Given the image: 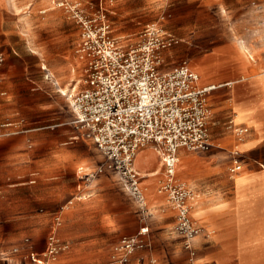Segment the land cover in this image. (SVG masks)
<instances>
[{
	"label": "crops",
	"instance_id": "1",
	"mask_svg": "<svg viewBox=\"0 0 264 264\" xmlns=\"http://www.w3.org/2000/svg\"><path fill=\"white\" fill-rule=\"evenodd\" d=\"M185 3L191 6L188 13L174 17L172 30L182 42L173 52L188 60L199 75V85L212 86L206 96L211 147L201 152L186 150L185 156L178 155L177 163L178 181L191 195H198L194 205L188 203L191 218L203 230L194 244L201 264H264V0H185ZM52 4L51 0H0V36L25 37L30 50L35 47L46 58L62 59L61 68L66 72L61 73V78L72 81V67L79 66L76 49L80 28L68 9ZM41 29L50 33V39L43 45L37 44L36 38ZM127 31L120 29L117 37L128 35ZM0 53H5L0 69V84L5 89L27 75L18 46H11V52L7 49ZM44 70L45 74L49 71L46 66ZM0 93L1 119L5 115L3 94L9 92ZM68 121L57 125L69 126ZM240 129L246 131L241 133ZM19 147V136L2 139L0 156L19 155ZM88 150L94 151L83 141H70L58 158L63 160L66 170L83 178L78 172L90 157ZM234 161L239 169H235ZM158 163H151L145 170L135 166L145 177L157 172L146 177H152L156 189L162 176L161 162ZM159 172L161 176L157 179ZM104 180L94 189L85 190L84 186L82 192L86 191L88 202L65 209L58 234L70 246L61 242L63 251L54 264H71L75 258L84 260L88 253L104 264L108 260L106 247L122 234L136 231L140 218L132 214L137 210L135 203L123 208L99 201ZM71 187L81 189L80 184ZM150 195L148 200L152 202L148 207L158 216L150 226L160 229L152 233L155 242L167 243L173 251L182 253L169 232L175 209L166 202L165 195ZM85 208L94 214L81 221L78 213ZM82 222L86 226L80 230ZM90 226L97 230H86ZM210 231L212 234L208 235ZM104 236L110 238L109 244L102 240Z\"/></svg>",
	"mask_w": 264,
	"mask_h": 264
},
{
	"label": "rangeland",
	"instance_id": "2",
	"mask_svg": "<svg viewBox=\"0 0 264 264\" xmlns=\"http://www.w3.org/2000/svg\"><path fill=\"white\" fill-rule=\"evenodd\" d=\"M75 1L79 2L80 9L88 14L103 10L112 24L113 36L117 37L120 29L128 30V35L120 38L123 43L130 44L137 41L140 33L147 25L156 24L162 27L179 40L177 45L163 53L164 68H172L183 60L188 61L179 52H173V49L182 42L172 30L174 17L179 13L187 14L191 8L185 3V0ZM54 4L52 5L58 8ZM48 34L50 33L41 29L36 37L38 39L37 44L43 45L44 41L50 39ZM11 46H18L20 62L24 66L27 76L19 81L14 80L5 86V89H3L4 85L0 84L2 86L0 91L8 90L9 92L3 94L5 98L2 102L5 115L0 119V125L12 123V126L4 127L1 132L16 131L14 134L1 136L0 140L19 136L21 153L9 157L0 156V264H36L30 259V252H34L39 258L47 260L49 256L46 254V250L49 237L55 235L57 239L59 238L60 248L55 259L49 260L54 264L65 244L68 243L70 246V242L63 240L58 234L62 228L61 220L65 209L78 202H88L89 198L87 195L85 196L86 191L83 190L82 192V189L84 186L85 190L94 189L99 185L102 178L105 180L103 191L99 192V201L105 204L116 203L123 208H129L135 203L137 210L132 214H137L140 218L134 233L122 234L110 244L109 237H102V240L109 244L106 247L108 260L104 264H110L115 245L124 237L137 236L142 226L149 228L144 237L147 246L136 251L128 264H132L133 261L136 264L139 258L142 264H201L194 244L195 239L193 242L191 241V249L184 246V239L175 229V218L169 232L175 237V242L180 245L182 253L173 251L167 243L155 242L152 236L153 232L155 233L160 229L155 230L150 226L154 224L152 222L158 216L149 209L148 205L152 201L148 200V197L150 194V196L157 194V192L155 183L150 180L152 177L149 179L146 177L155 175L157 172L148 173L145 178L141 179L144 198L147 203L144 208H141L140 202H136V199L127 191L119 172L117 173L114 166L107 161L101 151L85 138L83 132L73 123L67 96L61 93L65 89L64 92L67 94L66 91L77 85L79 78L81 80V64L75 68L72 81L69 79L62 80L61 73L66 72L61 68L62 59L46 58L45 54L38 52L35 47H31L32 50H30L25 37L19 39L17 36H0V52L3 53L7 49L11 52ZM4 56L5 53L2 54L3 60L0 63V69L5 61ZM43 65L49 69L48 73L53 75L52 81L45 77L46 71L42 68ZM47 93L51 96H48ZM0 95L2 96L1 93ZM67 120H69V126L57 125ZM70 141H83L94 150H88L87 155L90 157L81 166L83 168L80 170V174H83V178H77L72 171L66 170L65 164L62 163L63 160L58 158L63 155L61 153L62 148ZM187 153L186 150L178 151L179 156H185ZM96 155H99V158ZM158 162H160L159 158L149 146L141 148L135 157V166L138 170L148 169L151 163L156 164ZM182 164L185 165L186 162ZM177 170L178 164L175 180L182 184L178 181ZM141 174L145 176L144 173ZM160 174L161 172L155 177L160 178ZM160 180H163V175ZM74 184H80V191L71 187ZM85 209V211L78 213L81 216V221L83 217L87 218V216L90 217L94 214L89 208ZM119 214L120 212H118ZM121 214L125 215V213ZM84 226L86 224L82 222L80 230L84 229ZM91 228L90 226L86 230H97V228ZM202 231L201 228L200 233ZM211 234L212 232L208 233V235ZM86 256L87 258H83L84 260L73 259L71 264L101 263L100 260L91 258L92 253H88Z\"/></svg>",
	"mask_w": 264,
	"mask_h": 264
},
{
	"label": "built area",
	"instance_id": "3",
	"mask_svg": "<svg viewBox=\"0 0 264 264\" xmlns=\"http://www.w3.org/2000/svg\"><path fill=\"white\" fill-rule=\"evenodd\" d=\"M64 2L59 6L68 9L80 28L76 55L81 80L67 94L62 92L73 123L116 168L136 202L144 199V191L142 177L134 167L135 157L146 146L157 152L163 180L156 192L165 195L175 209V229L184 246L191 249L201 228L189 214L191 192L175 180L176 165L180 149L201 152L211 147L206 96L212 86L199 85L198 73L186 60L164 68L163 53L179 40L162 27L147 25L137 41L123 43L113 36L103 10L88 14L79 2ZM2 60L0 53V63ZM45 77L50 80L52 75L47 72ZM11 124L0 125V137L16 132H1ZM148 231L142 226L137 236L122 238L112 250L110 264H128L136 251L147 246L144 237ZM59 248V240L51 235L47 260L34 252L29 256L36 264H53L49 260L55 259ZM136 264H142L140 258Z\"/></svg>",
	"mask_w": 264,
	"mask_h": 264
},
{
	"label": "bare ground",
	"instance_id": "4",
	"mask_svg": "<svg viewBox=\"0 0 264 264\" xmlns=\"http://www.w3.org/2000/svg\"><path fill=\"white\" fill-rule=\"evenodd\" d=\"M51 1H53V3H55L57 6H59V5H61L62 4V2L65 4V0L64 1H55V0H51ZM67 1H74L75 2V4L76 3H78L77 1H75V0H67ZM73 2V3H74ZM75 68H76V66L75 67H73V71L75 72ZM43 69H45V66L43 65ZM61 90H62V88H61ZM60 90V91H61ZM65 90V89H64ZM64 90H62V92H64ZM62 94V93H61ZM153 166V165H152ZM134 167H135V160H134ZM115 168V167H114ZM136 169V168H135ZM115 170H116V168H115ZM117 171V170H116ZM79 174H80V168H79ZM139 174L141 175V177L143 178V177H145V176H142V174L139 172ZM146 188V187H145ZM198 197V195L196 194V193H193L192 195H191V197H190V199L188 200V203L190 204V205H194L195 204V202H196V198ZM156 200V199H155ZM140 202V201H139ZM140 204H141V208H144L145 206H146V201H145V198L140 202ZM210 232H212V231H210Z\"/></svg>",
	"mask_w": 264,
	"mask_h": 264
}]
</instances>
